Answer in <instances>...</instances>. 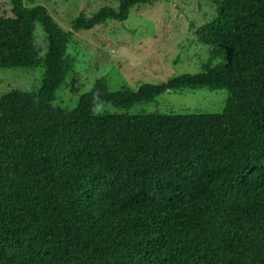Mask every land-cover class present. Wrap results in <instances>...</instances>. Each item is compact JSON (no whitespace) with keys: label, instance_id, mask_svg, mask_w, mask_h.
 <instances>
[{"label":"trees","instance_id":"1","mask_svg":"<svg viewBox=\"0 0 264 264\" xmlns=\"http://www.w3.org/2000/svg\"><path fill=\"white\" fill-rule=\"evenodd\" d=\"M47 35L38 92L0 95V264H264V0H211L209 60L138 90L104 79L72 111L54 103L75 32L125 21L118 0L64 30L44 5L7 0ZM225 90L218 113L132 112L169 91Z\"/></svg>","mask_w":264,"mask_h":264},{"label":"rangeland","instance_id":"2","mask_svg":"<svg viewBox=\"0 0 264 264\" xmlns=\"http://www.w3.org/2000/svg\"><path fill=\"white\" fill-rule=\"evenodd\" d=\"M27 6L44 5L64 30H71L80 14L90 17L101 7L118 8V0H24ZM217 17L211 0H157L136 5L125 21L109 20L90 30L75 32L67 45L74 66L67 72L54 103L72 111L80 97L98 79L111 91L138 90L145 84H161L185 73H198L209 60V48L199 41L198 30ZM47 35L12 17L7 0H0V95L12 89L38 92L48 74ZM228 92L169 91L149 105L132 112L162 114L218 113ZM264 176V166L254 168Z\"/></svg>","mask_w":264,"mask_h":264}]
</instances>
